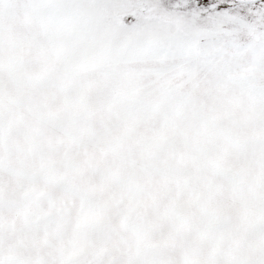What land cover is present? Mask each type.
I'll return each instance as SVG.
<instances>
[{
	"label": "snow or ice",
	"instance_id": "snow-or-ice-1",
	"mask_svg": "<svg viewBox=\"0 0 264 264\" xmlns=\"http://www.w3.org/2000/svg\"><path fill=\"white\" fill-rule=\"evenodd\" d=\"M0 264H264V0H0Z\"/></svg>",
	"mask_w": 264,
	"mask_h": 264
}]
</instances>
